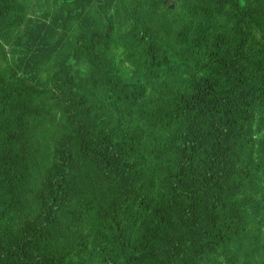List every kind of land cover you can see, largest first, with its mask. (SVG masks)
I'll use <instances>...</instances> for the list:
<instances>
[{
    "label": "trees",
    "instance_id": "obj_1",
    "mask_svg": "<svg viewBox=\"0 0 264 264\" xmlns=\"http://www.w3.org/2000/svg\"><path fill=\"white\" fill-rule=\"evenodd\" d=\"M0 264H264V0H0Z\"/></svg>",
    "mask_w": 264,
    "mask_h": 264
}]
</instances>
